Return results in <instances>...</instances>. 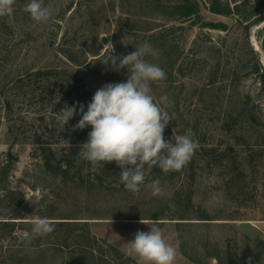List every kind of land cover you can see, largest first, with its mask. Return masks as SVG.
Returning <instances> with one entry per match:
<instances>
[{"label":"rangeland","instance_id":"374dc122","mask_svg":"<svg viewBox=\"0 0 264 264\" xmlns=\"http://www.w3.org/2000/svg\"><path fill=\"white\" fill-rule=\"evenodd\" d=\"M185 1L41 0L52 11L44 24L24 11L28 0H16L0 17V169L9 152L16 159L0 182V264H138L126 244L154 221L178 242L175 264H264V249L247 243H259L252 226L264 222V0H188L192 18L162 14ZM145 41L159 53L147 59L166 72L152 84L155 101L167 95L171 103L165 140L190 133L198 142L187 163L194 179L187 168L153 166L133 193L115 162L93 170L78 155L63 166L66 176L49 173L41 146L62 157L87 142L90 126L73 130L78 105L86 111L97 89L127 80V68L102 63L112 48L127 55ZM38 71L53 75H30ZM74 104L63 127L58 112ZM36 217L54 221L55 231L27 244Z\"/></svg>","mask_w":264,"mask_h":264},{"label":"clouds","instance_id":"9594fccd","mask_svg":"<svg viewBox=\"0 0 264 264\" xmlns=\"http://www.w3.org/2000/svg\"><path fill=\"white\" fill-rule=\"evenodd\" d=\"M16 0H0V17L11 16ZM24 11L38 22L48 24L52 11L41 0H28ZM54 29V25H50ZM127 55H113V48L102 62L114 71L128 70L125 82L106 83L96 90L91 102L79 104L82 118L74 131L88 126L87 142L80 146L78 157L87 161L93 170L104 164L115 162L121 169L120 182L133 193L141 191L145 184L147 170L159 167L165 174L179 171L191 160L198 142L190 133L176 135L175 142L166 141L164 131L172 121L166 110L171 106L167 95L157 103L152 94V84L166 79V72L159 64L147 59L159 58L154 46L145 41L135 46ZM110 62V63H109ZM163 105V106H162ZM77 105L65 106L58 112L64 127L76 114ZM152 195L160 194L159 180L152 181ZM140 223L146 224L143 220ZM31 230L25 242L47 236L55 231V222L47 217L31 220ZM148 225L150 231H137L134 239L126 245V257L138 258V264H175L177 244L168 242L154 221Z\"/></svg>","mask_w":264,"mask_h":264},{"label":"trees","instance_id":"16d2710c","mask_svg":"<svg viewBox=\"0 0 264 264\" xmlns=\"http://www.w3.org/2000/svg\"><path fill=\"white\" fill-rule=\"evenodd\" d=\"M264 9V8H262ZM212 13L214 14H218V15H222L221 12L219 10H212ZM162 14L168 17H178L179 19H189L192 18L195 14H196V9L195 6L188 0H186L183 3H180L178 5H173V6H169L168 8L165 9V11H162ZM261 15L259 17V19L257 20V22H264V14H259ZM215 27V26H212ZM212 29H216V28H212ZM148 40H150V42H152L154 40L153 36H149ZM257 72L259 73V81L261 83V86L264 88V72L260 69H257ZM31 76H33L34 78L40 79L42 77H48V76H52L53 72H35V73H31ZM80 88H78L76 90L77 93H79ZM87 111V110H86ZM78 135V139H79ZM39 141L37 142V144H39ZM73 141H77L76 139V135L74 136ZM83 143H72L70 144L69 149H63L65 151L68 152V154H63L62 157H59L57 155V153L52 150L51 148H47L44 145L41 146V148L39 149V154L40 157L42 158V160L44 161V167L46 168V170L56 176H66V170L63 168V166L65 165H72V158L75 155H78V152L80 150V146ZM16 162V159L14 158V156L12 155L11 152L8 153L7 158H6V162L2 165L1 169H0V182L5 184L6 181H8V175L10 173V169L13 165V163ZM187 166V165H186ZM184 166L182 170H184L185 168H187V170L190 172L189 176H188V180H192L194 179L193 173H194V166L193 164L188 165L187 167ZM191 200L190 197L187 198V201L189 202ZM184 220V219H181ZM202 221H210L208 219V217L206 216H200V219ZM16 223H24V222H13V224ZM31 224V223H30Z\"/></svg>","mask_w":264,"mask_h":264},{"label":"crops","instance_id":"0c3cea01","mask_svg":"<svg viewBox=\"0 0 264 264\" xmlns=\"http://www.w3.org/2000/svg\"><path fill=\"white\" fill-rule=\"evenodd\" d=\"M253 227V230L255 231L256 233V238L257 240H259L258 244H253L251 242H247L249 244V249H252L254 248L253 251H255L258 247L260 248H263L264 249V222L258 224L257 226H252Z\"/></svg>","mask_w":264,"mask_h":264},{"label":"water","instance_id":"95a60500","mask_svg":"<svg viewBox=\"0 0 264 264\" xmlns=\"http://www.w3.org/2000/svg\"><path fill=\"white\" fill-rule=\"evenodd\" d=\"M106 41H107L106 38H103V42L106 43Z\"/></svg>","mask_w":264,"mask_h":264}]
</instances>
